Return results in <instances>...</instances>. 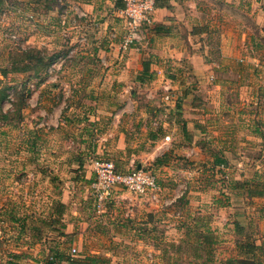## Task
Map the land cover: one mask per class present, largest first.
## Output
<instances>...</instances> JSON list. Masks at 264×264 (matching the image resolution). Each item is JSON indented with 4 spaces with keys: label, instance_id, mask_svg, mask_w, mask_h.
<instances>
[{
    "label": "rangeland",
    "instance_id": "1",
    "mask_svg": "<svg viewBox=\"0 0 264 264\" xmlns=\"http://www.w3.org/2000/svg\"><path fill=\"white\" fill-rule=\"evenodd\" d=\"M73 1L82 0H0V264H45L52 249L55 255L56 251L70 253L76 245L66 232L72 227L69 220L76 218L72 220L85 237L84 227L90 225L92 216V233H98L92 241L106 246H98L97 253L105 257L104 262L92 263L111 264L108 259L114 255L118 261L113 259V264H136L137 248L131 240L138 234L135 225H145L135 219L137 205L113 203L99 215L92 213L88 198L93 174L89 166L99 157L112 159L120 170L142 168L155 175L161 187L155 201L131 192L137 202L160 207L149 223L157 241L154 264H175V257L178 264H244L247 260L264 264L263 248L245 255L234 247L239 234L247 237L243 242H263L264 197L249 196L246 187L235 186L234 181L264 180V0L261 15L254 12L247 23L248 45L238 40L236 48L229 49L234 58L225 56L226 48L219 44L228 41L220 40L217 33L232 25L220 23L218 29L215 25L208 50L215 62L230 67L218 73L220 89L210 86L207 92L197 94L199 114L208 117L201 122L206 131L191 140L196 150L185 156L180 145L170 148V143L179 144L182 138L181 125L173 133L168 126L167 133L160 132L169 142L157 155L165 159L166 167L154 164L157 156L137 167L140 158L126 165L121 157L91 154L89 136L98 138L114 124L97 125L95 116L111 113V121L113 112L124 108L115 127L123 132L125 147L145 151L153 144L147 134L157 130L148 123L145 128L135 117L148 111L156 118L155 127L164 121L168 125L167 118L177 110L166 103L163 94L195 93V76L171 69L165 75L177 85L172 88H156L149 81L121 85L116 72L102 70L108 60L102 50L113 48L112 39L119 42L122 33L116 0H99L103 6L89 9L78 4L74 7ZM251 62L257 63L259 70L249 67ZM143 76L151 78V73ZM151 91L157 102L150 105L146 97ZM127 98H134L135 106L127 107ZM189 105L184 102L181 109L188 111ZM118 150H114L117 156ZM182 194L187 198L169 202L170 197ZM113 213L118 218L111 219ZM212 220L216 227L213 234ZM168 223L172 230L166 227ZM108 224L114 230L108 229ZM179 226L184 228L182 233ZM206 235H213L216 241L204 244L201 240ZM89 236L91 232L86 239ZM84 246L79 243L75 256Z\"/></svg>",
    "mask_w": 264,
    "mask_h": 264
},
{
    "label": "crops",
    "instance_id": "2",
    "mask_svg": "<svg viewBox=\"0 0 264 264\" xmlns=\"http://www.w3.org/2000/svg\"><path fill=\"white\" fill-rule=\"evenodd\" d=\"M77 4L86 9L92 8L94 6H103L99 0L73 1L74 7H77ZM115 9L118 14V5L115 6ZM261 11H263V0H158V5L153 11V22L145 28L139 42H135L125 51H120L118 49V40L112 39L113 48H110L109 50L105 49L104 51L102 50V56L104 55L108 58V60H105V66H103L102 70L106 71L107 73L109 71L116 72V78L118 80L117 82H121V85H123V83L128 85H145L149 81V83L151 85H155L156 88L159 86L171 88L173 85L177 86L175 83H171V79L165 75L166 71L168 72V70L171 69L181 72L186 71L190 75L195 76L196 89L194 91L192 90L195 93L190 94V92L184 91V93L182 92L180 95L178 93V97L174 95L175 101L177 98L181 99V107L177 114H173V116L167 118L166 121L168 125L165 124L164 121V123L162 122L161 126L155 127L154 124H158L156 118L154 114L151 115V113L148 111L139 112L137 114V117H135L137 122H143L145 128L150 125L151 129L157 130L156 134L152 131L147 134V140L153 143V146L150 144L148 148L145 149V151H141L139 148L129 150L128 147H125L123 132L115 127L117 122H119V117L124 115V108H117L112 114L113 118L111 121V113H109V115H105V113L96 114L95 119L99 118L97 125H99L101 122L114 124L113 127L108 126L109 128L105 130L104 134L97 135L99 136L98 138H94V134H92L91 137L89 136V141L87 144H90L87 149L91 152V154L95 156H98L99 154H104L105 156H114V159L121 157V159L124 158V161L127 162L126 165H130L136 158H140L138 160L140 164H138L137 167H142L145 163L151 162L155 156L164 152L162 149H165L168 146L167 143L169 142L166 143V141H164L163 138L159 136L160 132L162 131L167 133L165 128L168 126L167 128L171 129L173 133V131L178 130V124L181 125V144L180 141L179 144L176 142L172 144L170 143V148H178L180 145L185 156L190 155L192 150H196L198 147H191L195 144V141L191 140L194 137L197 138V136L203 135V131H206L204 126L202 127L203 123L201 122H203V118L208 117L207 114H199L200 105H198L197 94L200 92H207L210 86H213V90L214 88L220 89L222 85L221 79L218 78V73L223 72L230 67L218 62L217 59L215 62V60L212 58L213 53L212 50H210V40L215 33L214 31H216V28L218 29V25L220 23L225 22L232 25L230 28L224 29L223 32H221L222 30L218 29L217 33L220 32V40L228 41L225 45L219 44L220 47L226 48V53H224L225 56L234 58V55H232V52L230 53L229 49L236 48L235 45L237 43L236 41L238 40L242 42V45L247 44L248 40L246 38L250 34V28L248 27L247 23L249 20H251V16L254 12L257 13L258 16L261 15ZM107 19H109V17H107L106 20ZM256 21L259 22L258 20ZM215 25H217L216 28ZM121 32V36H119L120 39L125 33L123 20ZM208 48L210 49L208 50ZM125 52L126 54L123 57ZM116 59L119 61V63H114V60ZM120 60H123V63H120ZM143 62H148V66H146V68H148L147 73H151V78H149V76H143ZM249 67H252L255 71L259 70V65L257 63L251 62ZM105 79L108 80V77H105ZM194 94H196L195 99ZM148 96L146 97L148 104L151 105L154 102H157V99L154 97L152 91ZM204 97L208 99V95H204ZM184 102L190 103L188 106V111H183L181 109L182 107H185L183 106ZM125 103L127 104V107L130 104L131 106H135L137 101L134 98H127ZM56 111L58 112V108ZM134 113L135 112L132 113L131 118L134 116ZM146 123H148V125ZM93 132L95 131H92V133ZM177 135H180V133L178 132ZM114 136H118V140H116ZM85 137L86 136L84 135L83 138L86 139ZM174 138L175 136H173V139ZM95 140L98 143H95ZM103 142L104 144H101ZM116 148H119L118 156L115 155L114 150ZM81 152L83 155V151ZM166 165H168V163ZM166 165L163 164V167H166ZM89 167L93 174L91 162ZM117 193L119 196L117 198L115 197L111 199L112 202L105 204L104 209L100 211L94 208L92 195H90L88 200L90 205L93 207L92 213H94V215H99L100 213L105 212L109 205L113 203H121L126 206L127 204H136L137 206L134 207V216L136 217L135 219H141L142 221H145V225L144 227H137V225H135V230L138 234L135 236L134 240H131L133 247L135 249L137 248V255L134 257V261L136 264H154L156 261L155 242L157 241L154 238V234H151L153 229L149 228V223L155 219V216L160 211L159 204H150L147 206L145 203L142 204L137 202L135 199L136 195L134 196L131 194V192L119 190ZM180 196L175 195L172 198L170 197L169 202H174ZM118 198H125V200ZM183 198H187V196H184ZM125 213L127 214L126 211ZM73 214L76 215L77 211H74ZM166 215L168 216L169 213L166 212L165 216ZM109 217L114 219L118 218V215L113 213L110 214ZM109 217L107 220H111ZM72 219L69 220L72 223V227H69V229L67 227L66 232H68V234L71 233L69 238H72L74 242L73 245H76L78 251L80 250L79 243L85 245L84 251L81 253L82 255L88 253L97 254L99 253L98 246L106 247L100 242L98 243L95 241V244L92 241L93 238L95 239L94 236L98 235L97 232L92 233V231L95 230L93 225L95 219L93 216L90 218V225H85L84 227V230H86V235L87 232H91V236H89L88 239H86V235L83 237V230H81V228L78 229V225L74 222L76 218L74 220ZM212 222L213 220L211 221V230L214 233V228L216 227H214ZM107 226L108 229L114 230L111 224H108ZM166 227H169L168 229L170 230L173 229V227H170V223L166 224ZM183 230V226L178 227L179 233H182ZM216 231L217 230H215V232ZM112 233H114V231ZM173 242H178V239H173ZM234 247L236 246L234 245ZM141 249H143V252ZM81 254L78 255L81 256ZM104 254L108 255L109 253L104 252ZM110 258L111 260H108L111 264H113V259H117V257L114 255H111Z\"/></svg>",
    "mask_w": 264,
    "mask_h": 264
},
{
    "label": "built area",
    "instance_id": "3",
    "mask_svg": "<svg viewBox=\"0 0 264 264\" xmlns=\"http://www.w3.org/2000/svg\"><path fill=\"white\" fill-rule=\"evenodd\" d=\"M122 6L118 9V16L124 22L125 33L118 42L120 51L127 50L135 42L141 40V35L146 27L153 22V11L156 0H120ZM166 103L174 104V94L166 91L163 94ZM170 105V104H169ZM165 139L169 136L165 135ZM93 178L90 182L93 206L102 210L105 204L119 195L117 191L126 189L137 195L146 196L150 201H155L160 195L161 187L153 173L142 168L120 170L115 162L109 158H95L91 161ZM76 247L70 249V256L75 257ZM62 261L61 264H73ZM52 260V257H49ZM54 264V263H49Z\"/></svg>",
    "mask_w": 264,
    "mask_h": 264
},
{
    "label": "trees",
    "instance_id": "4",
    "mask_svg": "<svg viewBox=\"0 0 264 264\" xmlns=\"http://www.w3.org/2000/svg\"><path fill=\"white\" fill-rule=\"evenodd\" d=\"M117 2H118L117 3L118 7H121L122 2L120 0H117ZM157 5H158V0H156V6ZM143 63H144V68H143L142 74H148L147 73L148 68H146V66H148V62H143ZM26 68H24V69H26ZM194 85L195 84H193L192 86L194 87ZM194 99H195V97H194ZM174 107H175V110H177V112H179V109L181 107V99L177 98V100L175 101ZM75 159L79 160L78 158H75ZM164 162H165V159L163 157L157 156L154 159V164H157V165L164 164ZM221 162H222V160H221ZM234 184H235V186H240V187L245 186L249 196H264V180L263 181H256L255 183H250V181L247 179L244 181H236L235 180ZM183 197H184V194H182L180 197H178L174 202L176 203L177 201H180ZM111 202H112V200H109L108 203H111ZM61 206H63V205L61 204ZM201 226H203V225H201ZM204 228H208V227L203 226V229ZM211 233L213 234L212 231H211ZM64 234H66V233H64ZM239 235L241 236V238H239V239L237 238V240H235V246H236V249L238 250L239 253H243L245 255L250 253L251 255H254V252L257 249L264 248L263 242L259 243L260 245L258 243H253L252 241L243 242V240H245L247 237H244L242 234H239ZM197 240H199V238H197ZM201 241H203L204 244H208V245L213 244L216 241V237H214L213 235H211V236L206 235L205 239L201 240ZM49 252L50 253L47 254V259L45 261V264H49V263L61 264L62 261H69L71 258L70 253L65 254L62 251H56V255H55V254L51 253V252H54L53 249H52V251L50 250ZM50 256L52 257V260L49 259ZM104 259H105V257H103L102 255H98L96 253H88V254H83V255L81 254V256L77 255L75 257H72L71 262L73 264H95V263H92V261H94V262L103 261L104 262ZM173 262L175 264H178L177 257H175ZM241 262H243V261H241ZM221 264H224V263H221ZM244 264H255V261L247 260V261H245Z\"/></svg>",
    "mask_w": 264,
    "mask_h": 264
}]
</instances>
